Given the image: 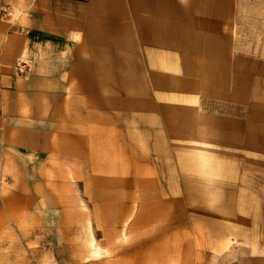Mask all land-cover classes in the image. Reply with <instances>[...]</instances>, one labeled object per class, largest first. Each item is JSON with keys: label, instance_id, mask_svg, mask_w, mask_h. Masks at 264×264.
Returning <instances> with one entry per match:
<instances>
[{"label": "rangeland", "instance_id": "374dc122", "mask_svg": "<svg viewBox=\"0 0 264 264\" xmlns=\"http://www.w3.org/2000/svg\"><path fill=\"white\" fill-rule=\"evenodd\" d=\"M231 1L230 44L264 72V0ZM13 6L0 1V264H252V240L264 247V73L243 77L259 153L185 143L158 155L139 136L97 129L76 161L74 140L50 135L40 104L49 99L59 115L65 92L38 93L32 59L12 58L11 34H28L12 23Z\"/></svg>", "mask_w": 264, "mask_h": 264}, {"label": "crops", "instance_id": "0c3cea01", "mask_svg": "<svg viewBox=\"0 0 264 264\" xmlns=\"http://www.w3.org/2000/svg\"><path fill=\"white\" fill-rule=\"evenodd\" d=\"M10 1L19 11L12 23L28 33L11 34L12 58L32 59L28 83L38 93L65 92L66 112L55 114L46 98L40 104L50 135L55 128L66 145L74 140L76 161L94 146L97 129L110 138L139 136L158 155L185 143L259 153V120L248 98L254 90L243 77L259 80L264 72L258 58L230 44L231 0ZM119 119L124 131L112 124ZM252 250V264H264V247L252 240Z\"/></svg>", "mask_w": 264, "mask_h": 264}, {"label": "bare ground", "instance_id": "6f19581e", "mask_svg": "<svg viewBox=\"0 0 264 264\" xmlns=\"http://www.w3.org/2000/svg\"><path fill=\"white\" fill-rule=\"evenodd\" d=\"M88 222V221H87ZM90 244H91V242H90ZM90 246V245H89ZM92 246V245H91ZM94 246V245H93ZM91 248V247H90ZM95 248V247H94ZM97 250H94V249H91L90 250V252L89 253H91L92 255H96L97 254V252H96ZM99 254V253H98ZM90 255V254H89ZM89 257V256H88ZM98 257V256H97ZM93 258H95V257H93Z\"/></svg>", "mask_w": 264, "mask_h": 264}]
</instances>
